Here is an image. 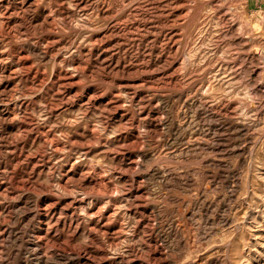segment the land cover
Instances as JSON below:
<instances>
[{
  "label": "rangeland",
  "instance_id": "rangeland-1",
  "mask_svg": "<svg viewBox=\"0 0 264 264\" xmlns=\"http://www.w3.org/2000/svg\"><path fill=\"white\" fill-rule=\"evenodd\" d=\"M0 264H264V0H0Z\"/></svg>",
  "mask_w": 264,
  "mask_h": 264
}]
</instances>
